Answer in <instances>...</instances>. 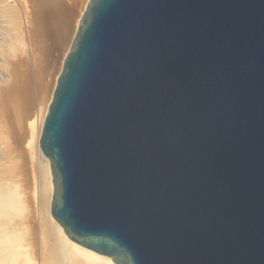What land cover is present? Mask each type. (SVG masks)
Segmentation results:
<instances>
[{"label":"water","instance_id":"obj_1","mask_svg":"<svg viewBox=\"0 0 264 264\" xmlns=\"http://www.w3.org/2000/svg\"><path fill=\"white\" fill-rule=\"evenodd\" d=\"M39 147L116 264H264V0H89Z\"/></svg>","mask_w":264,"mask_h":264},{"label":"rangeland","instance_id":"obj_2","mask_svg":"<svg viewBox=\"0 0 264 264\" xmlns=\"http://www.w3.org/2000/svg\"><path fill=\"white\" fill-rule=\"evenodd\" d=\"M88 1L6 0L19 10L21 34L6 52L5 77L0 78V184L3 179V188H15L19 194L21 207L14 215L21 222V236L28 251L44 260L49 237L44 230L42 158L35 141H29L28 120L39 119L49 105L77 19Z\"/></svg>","mask_w":264,"mask_h":264},{"label":"bare ground","instance_id":"obj_3","mask_svg":"<svg viewBox=\"0 0 264 264\" xmlns=\"http://www.w3.org/2000/svg\"><path fill=\"white\" fill-rule=\"evenodd\" d=\"M83 11L84 8L80 13L81 15ZM81 15L77 19V26ZM19 17L20 13L17 8L8 4L6 0H0V78L5 77L6 52L12 50L15 43L20 39ZM59 31L61 33L62 31L65 32V28L64 30L63 27L59 28ZM59 31L57 30L58 33ZM48 106L39 119L31 116L28 120L31 130L29 141L30 143L35 141L38 153L42 158L40 167L42 177L41 194L45 203L44 210H46L44 230L49 237V243L45 251L46 259L36 258L28 251V244L21 236V222L15 219L14 215L21 207L19 194L15 188H3L4 180L2 179L0 184V264H116L110 256L101 254L70 239L64 232L63 227L50 214L53 191L52 175L49 159L39 147V139ZM2 155L3 149L0 145V159Z\"/></svg>","mask_w":264,"mask_h":264}]
</instances>
